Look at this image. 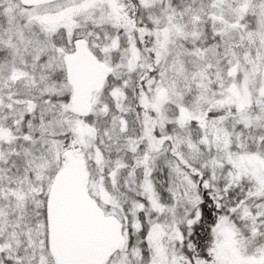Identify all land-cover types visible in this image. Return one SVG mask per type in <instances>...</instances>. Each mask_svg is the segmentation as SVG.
I'll list each match as a JSON object with an SVG mask.
<instances>
[{"label":"snow or ice","instance_id":"6c2138e0","mask_svg":"<svg viewBox=\"0 0 264 264\" xmlns=\"http://www.w3.org/2000/svg\"><path fill=\"white\" fill-rule=\"evenodd\" d=\"M0 264H264V0H0Z\"/></svg>","mask_w":264,"mask_h":264}]
</instances>
